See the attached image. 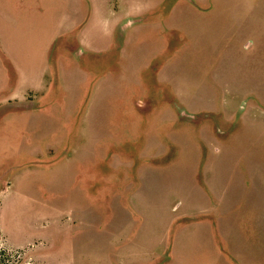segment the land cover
I'll return each mask as SVG.
<instances>
[{
    "label": "rangeland",
    "instance_id": "rangeland-1",
    "mask_svg": "<svg viewBox=\"0 0 264 264\" xmlns=\"http://www.w3.org/2000/svg\"><path fill=\"white\" fill-rule=\"evenodd\" d=\"M27 1L20 26L3 9L0 47L28 41L37 66L49 20L67 21L53 5H71L82 21L46 52L45 74L22 71L16 97L36 92L23 104L8 97L15 86L0 64V233L28 247L0 239V264H116L162 243L146 264H264V113L241 107L247 91L264 100V0ZM148 7L138 33V24L110 30ZM162 42L176 48L171 57L155 49ZM251 158L262 160L260 179L238 194L225 162ZM207 160L216 166L201 167ZM128 207L146 217L141 233ZM203 210L172 226L177 214ZM129 224V238L141 239L120 248Z\"/></svg>",
    "mask_w": 264,
    "mask_h": 264
},
{
    "label": "crops",
    "instance_id": "crops-1",
    "mask_svg": "<svg viewBox=\"0 0 264 264\" xmlns=\"http://www.w3.org/2000/svg\"><path fill=\"white\" fill-rule=\"evenodd\" d=\"M29 3V1L27 0H18V2H16L15 0H5L2 4H1V8L2 11H0V15L3 17H5L3 9H9L12 12V15L14 16V20H15V24L16 22H18V26H20V24L24 21L19 22V19H23L21 18L22 16L19 14V11L22 7L21 12H23V10L26 8V4ZM10 5H14L12 8H9ZM16 6H19V9L16 8ZM29 6V5H28ZM8 7V8H7ZM70 7L71 5H63L61 3L57 4V5H53V8L56 9L57 11H61V13L64 11V15L67 16V21H65L62 16L58 17V18H51L49 20V27L47 28V31L44 32L42 38L39 40L40 42V46H38V50L41 51V53L39 55H41V59L39 62V66H37L36 64L33 63V54H37L34 50L32 45L28 42V41H24L27 43H22L21 41H19L16 38H11V43L10 45H1L0 50L4 51L5 53L0 51V64L1 66L4 68V70L6 71L5 76H6V80H8L9 78L13 79V85L15 86V88H13L11 90L12 94H10L9 98L10 99H15L18 102H15L17 105L18 104H23L24 101H19L21 98H24L25 95L29 94V95H36L34 89H28L26 94H24L21 97H16V90L19 85H21V81H23V79L25 78L24 76H22V71H28V70H34V69H38L42 72L43 74L46 73V71L49 68V58L51 57V54H47L46 52H48L50 50V47H52V45L54 44V42H56L58 40V37L65 35L67 32H69L71 29H73L74 27H77L79 25V23L82 21L79 17L78 14L73 13L72 11H70ZM151 7L148 8H144L142 10L138 11V15L137 12L133 13H126L124 15H121L116 21H113V25L110 27V30H114L115 27H120L122 25H126L127 22L129 20L133 21L131 24H127V26H125V28L123 29H129V28H133L134 25L138 24V26L135 27V33L139 32V28L141 25V22L144 21H136L135 19L138 17H143L144 15H146L145 12H147L148 10H150ZM16 10V11H15ZM18 11V15L16 14V12ZM68 11L70 13H68ZM72 13V14H71ZM149 13V12H148ZM16 15V16H15ZM21 17H20V16ZM47 16V15H46ZM1 22L3 23V19H1ZM47 22V21H46ZM4 24V23H3ZM140 24V25H139ZM145 26V25H144ZM160 26L159 22H153L152 25H150L151 28H153V30H157L158 27ZM113 27V28H112ZM24 27L22 26L21 29H23ZM146 28V26H145ZM10 30V29H9ZM111 33H114V31H112ZM134 33V34H135ZM108 33V37H109ZM38 42V43H39ZM30 44V45H27ZM39 45V44H38ZM162 46L161 49V56H163V54L165 52H170L169 55L170 57L173 55L174 50H176L174 48H172L171 50V46L169 44H156V48L157 51H159V48ZM9 49L11 50H15L17 52H19L21 54V60L23 62V65L19 64L18 62L16 63L15 61L12 60V62H10V60L7 58V56H9L11 54V52H7ZM48 49V50H47ZM42 51H43V55H42ZM44 51H45V55H44ZM153 53V51H152ZM151 53V56L149 58H146V61H149V59L157 54V52L155 51L154 54ZM5 54V56H4ZM160 55V54H159ZM31 59V61H30ZM30 61V62H29ZM148 63V62H146ZM168 62H166L164 59L161 61L160 63V67H158V69L156 70V74L157 77L159 75H161V73L163 71H165V68L167 66ZM263 72H264V68H263ZM161 79V78H160ZM159 79V80H160ZM15 81V83H14ZM165 81V82H164ZM160 82V81H159ZM164 84L169 85L170 87H178V82L177 80H173L171 79H164L163 80ZM166 82H170V83H166ZM262 82H264V74H262ZM42 82L40 81L39 86H41ZM40 88V87H39ZM33 97V96H32ZM29 98V97H28ZM22 100V99H21ZM162 101H160L159 103H161ZM186 102V101H185ZM142 103V102H140ZM252 103L253 107L258 108L260 112L264 113V100L262 98H260L256 93H254L253 91H247L244 96H243V103L242 106L245 105V107L248 106V104ZM173 104V103H172ZM247 105V106H246ZM250 105V106H252ZM21 109V108H20ZM222 103L220 104V107L217 109L220 111V113L222 112ZM241 110V109H240ZM216 111V110H215ZM29 114H33L31 112H29ZM254 150V149H253ZM253 150H250V152H253ZM259 156V155H258ZM256 156L253 153L252 158H255ZM240 159L238 161H232V162H225V164L227 165V167L232 168L233 169V173H234V180L238 181V185L237 184V190L241 187L242 191H245L246 187L252 188L254 184L256 183V181H258L260 178L258 177V172H256V166L258 164H261L262 160H254L253 162H251L253 159ZM210 167V166H216V163H210V161H206V163H203V166L201 167ZM226 167V168H227ZM260 169L262 172H264V166H260ZM232 173L231 170H229V173ZM213 179H218V176L216 175L215 172H213L212 175ZM203 178H205V173ZM24 183H26V189H30V180L29 178L23 179ZM28 181V182H27ZM152 181V180H151ZM219 183V182H218ZM221 183V182H220ZM220 188H222V183L221 186L219 185ZM239 187V188H238ZM209 189V188H208ZM210 191V190H209ZM208 191V192H209ZM240 190L237 191V193L239 194V192H242ZM207 193V191L204 189L203 194L205 195ZM211 194V192H210ZM242 194V193H241ZM204 210L198 214L195 215H189V214H177L176 216H174V220L172 222V226H176V224L180 223L182 224L184 227L183 229L186 227V225L192 221H197L200 220L201 216L204 214ZM129 216H133L131 217L132 220H134V222L139 223V227H140V233L142 231V225L144 223V219H146V217L143 215V213H139L134 207H131L130 211L127 213ZM178 216V217H177ZM264 217V216H261ZM130 224L127 225L126 227H124V230H127V234L123 235V242L124 245L123 246H118L120 248H127L129 246H132V244H135V242L137 241L138 237L140 234H135L133 237H131V239L129 238V233L131 232L130 229ZM176 229V228H175ZM136 233V230H135ZM142 234L140 235V239H141ZM113 237H120V235H114ZM4 239L6 240V242L10 245V247L14 248V249H24V248H28V247H24L25 245L23 244H17L15 246H12L10 244V241L0 233V239ZM227 240V239H226ZM166 250V244L162 243L160 245H157L155 247V249L150 250L151 254L148 255V257L144 258V259H138L135 261H123V262H119L116 264H146L147 262H152L153 260L157 259L158 256H160L162 254V252H165ZM235 250H238L235 248ZM155 258V259H154ZM169 261V262H168ZM167 264H173V260L170 257V259H168ZM157 264V263H156ZM247 264H255V262L253 261H249Z\"/></svg>",
    "mask_w": 264,
    "mask_h": 264
},
{
    "label": "flooded vegetation",
    "instance_id": "flooded-vegetation-1",
    "mask_svg": "<svg viewBox=\"0 0 264 264\" xmlns=\"http://www.w3.org/2000/svg\"><path fill=\"white\" fill-rule=\"evenodd\" d=\"M189 3H191V4H196V1L195 0H187ZM133 21H131V20H129L128 22H127V24H131ZM127 24L126 25H124V26H127ZM176 49V48H175ZM177 50H178V48H177ZM163 100V99H162ZM161 100V101H162ZM147 103H152V102H157V103H159L160 101H158V100H155V101H153V99H147V101H146ZM183 114V113H182Z\"/></svg>",
    "mask_w": 264,
    "mask_h": 264
},
{
    "label": "trees",
    "instance_id": "trees-1",
    "mask_svg": "<svg viewBox=\"0 0 264 264\" xmlns=\"http://www.w3.org/2000/svg\"><path fill=\"white\" fill-rule=\"evenodd\" d=\"M10 95H8V97H9ZM94 168H91V170H93ZM115 171V170H114ZM123 175H120V177L121 178H123L122 177ZM109 184H111V181H109ZM92 190V189H91ZM113 191L115 192V189L113 188ZM92 193H93V196H95V192H93V190H92ZM90 195H92L91 193H89ZM127 207V206H126ZM129 208V207H128ZM129 209H131V208H129Z\"/></svg>",
    "mask_w": 264,
    "mask_h": 264
}]
</instances>
